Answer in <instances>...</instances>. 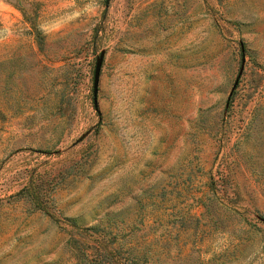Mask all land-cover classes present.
I'll list each match as a JSON object with an SVG mask.
<instances>
[{"label":"rangeland","instance_id":"374dc122","mask_svg":"<svg viewBox=\"0 0 264 264\" xmlns=\"http://www.w3.org/2000/svg\"><path fill=\"white\" fill-rule=\"evenodd\" d=\"M112 234L264 264V0H0V264Z\"/></svg>","mask_w":264,"mask_h":264},{"label":"trees","instance_id":"16d2710c","mask_svg":"<svg viewBox=\"0 0 264 264\" xmlns=\"http://www.w3.org/2000/svg\"><path fill=\"white\" fill-rule=\"evenodd\" d=\"M35 39H39L40 32L37 29H33ZM117 235L112 234L110 238L98 237L95 240V245H89L93 247V254L85 252L83 255V261L80 264H142L140 261L143 260V255L138 253H131L130 250L135 248L134 242H128L126 246H112L108 247L105 242L116 241ZM76 264V263H74Z\"/></svg>","mask_w":264,"mask_h":264},{"label":"water","instance_id":"95a60500","mask_svg":"<svg viewBox=\"0 0 264 264\" xmlns=\"http://www.w3.org/2000/svg\"><path fill=\"white\" fill-rule=\"evenodd\" d=\"M105 4L107 3V0H104ZM98 74H99V62H95L92 72V99L93 103L96 104V92H97V83H98Z\"/></svg>","mask_w":264,"mask_h":264}]
</instances>
